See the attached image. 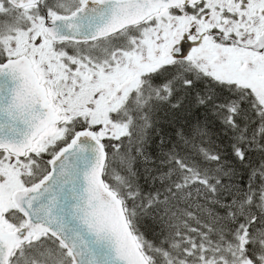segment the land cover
Listing matches in <instances>:
<instances>
[{
  "label": "snow or ice",
  "instance_id": "6c2138e0",
  "mask_svg": "<svg viewBox=\"0 0 264 264\" xmlns=\"http://www.w3.org/2000/svg\"><path fill=\"white\" fill-rule=\"evenodd\" d=\"M0 264H264V0H0Z\"/></svg>",
  "mask_w": 264,
  "mask_h": 264
}]
</instances>
